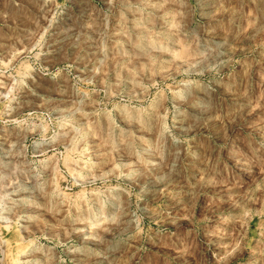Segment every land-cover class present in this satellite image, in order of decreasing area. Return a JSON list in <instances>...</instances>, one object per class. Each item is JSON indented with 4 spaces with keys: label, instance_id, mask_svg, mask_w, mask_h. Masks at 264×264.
Masks as SVG:
<instances>
[{
    "label": "rangeland",
    "instance_id": "374dc122",
    "mask_svg": "<svg viewBox=\"0 0 264 264\" xmlns=\"http://www.w3.org/2000/svg\"><path fill=\"white\" fill-rule=\"evenodd\" d=\"M0 264H264V0H0Z\"/></svg>",
    "mask_w": 264,
    "mask_h": 264
}]
</instances>
